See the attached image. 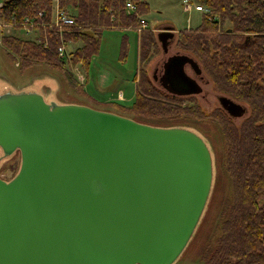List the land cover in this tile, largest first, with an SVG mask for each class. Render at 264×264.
<instances>
[{
  "label": "water",
  "instance_id": "water-1",
  "mask_svg": "<svg viewBox=\"0 0 264 264\" xmlns=\"http://www.w3.org/2000/svg\"><path fill=\"white\" fill-rule=\"evenodd\" d=\"M174 29L157 33L165 51ZM186 63L201 72L191 56L173 55L163 89L203 91ZM218 100L233 118L248 110L226 95ZM0 146L5 156L21 152L14 178L0 177V264H173L213 185L212 152L195 131L47 101L37 91L0 94Z\"/></svg>",
  "mask_w": 264,
  "mask_h": 264
},
{
  "label": "trees",
  "instance_id": "trees-1",
  "mask_svg": "<svg viewBox=\"0 0 264 264\" xmlns=\"http://www.w3.org/2000/svg\"><path fill=\"white\" fill-rule=\"evenodd\" d=\"M128 1L58 0L61 10H74L71 15L75 18V25L61 33L50 27L56 0H3L0 23L12 25L13 31L25 30L26 19L38 24L31 38L3 35L4 46L10 58L20 62V69L46 65L61 70L66 80L80 88L83 85L74 68L88 75L103 30L137 28L150 10L146 0H130L136 6V11H130ZM195 3L205 8L198 11L202 22L180 30L177 46L195 57L220 94L247 106L243 121L238 124L222 107L207 114L195 97H180L156 85L145 70L158 43L157 34L150 28L140 33L141 68L134 78L133 103L127 106L112 100L106 104L134 113L141 117L136 120L150 125L156 124L142 119L170 122L156 126L185 127L186 121L209 118L221 126L224 164L232 180L233 196L222 210L221 234L204 247L201 259L206 264H264V0ZM62 44L67 47L65 57L58 52ZM220 181L218 176L217 184Z\"/></svg>",
  "mask_w": 264,
  "mask_h": 264
},
{
  "label": "rangeland",
  "instance_id": "rangeland-1",
  "mask_svg": "<svg viewBox=\"0 0 264 264\" xmlns=\"http://www.w3.org/2000/svg\"><path fill=\"white\" fill-rule=\"evenodd\" d=\"M146 1L149 2L150 10L145 16H142L147 22L142 31L150 28L157 34L162 28H175L176 37L169 47V54L180 49L176 42L180 30L196 27L202 22L203 15L195 9L197 5L195 0ZM2 2L3 0H0V5ZM58 9L61 10L59 5H57ZM69 9L66 12L71 15L74 10ZM0 25L2 26V23ZM138 27L130 29L107 28L103 30L99 52L91 60L88 75L82 73L80 68H74L78 77L83 74V78H79L83 85L80 88L75 83V86H73L66 80L61 70L46 65H34L25 70L20 69V62L18 60L14 61L8 55L2 37L5 34H15L23 38H31L35 36V27L30 28L29 32L27 30H7L6 27H0V94L7 91H37L43 94L47 101H56L59 104H64L62 102H67V104L89 103L141 120V117L134 113L125 112L106 104L112 101L110 99L118 101L120 91L125 94L120 103L123 102L127 106H130L136 97V81L134 78L140 67V37L138 33L142 32L137 30ZM125 43H127L126 50H124ZM70 46L74 47L75 45L70 44ZM152 51L151 58L145 64V70L147 76L153 80L152 74L155 66L159 65L168 54L163 52L159 40L157 48ZM156 85L158 84L156 83ZM84 91L86 92L84 93ZM219 95L220 93L211 81L209 85L204 86L203 95H198L195 98L201 108L209 114L221 107L218 100ZM243 119L244 117L238 118L236 122L240 124ZM142 120L156 125L170 123L168 120L155 118ZM184 126L195 131L206 140L212 152L214 179L200 222L186 248L173 264H206L201 259L202 251L208 243H214L216 237L221 234L222 210L225 203L233 196L232 180L224 164L225 142L221 126L209 118L189 120L186 121ZM0 157V176L6 180H11L19 172L21 153L14 152L5 156L0 146ZM218 176H221V181L217 184Z\"/></svg>",
  "mask_w": 264,
  "mask_h": 264
},
{
  "label": "built area",
  "instance_id": "built-area-1",
  "mask_svg": "<svg viewBox=\"0 0 264 264\" xmlns=\"http://www.w3.org/2000/svg\"><path fill=\"white\" fill-rule=\"evenodd\" d=\"M56 3L58 5V0H56ZM57 5H56V13H55L54 22L50 24V27L58 28L60 32L62 33L66 28H70L75 25V18L72 15H70L68 12H66L65 10H59V9L57 10ZM126 6L130 11H136V6L134 5L132 1H128L126 3ZM195 9L197 11L205 10V8L202 5H196ZM37 25L38 24L35 23L34 20L32 21L31 19H26L23 24L24 26L23 28L29 32L30 28L36 27ZM42 25L47 26V24H42ZM146 25H147V22L145 20H142L141 25L138 27L137 30L142 31V29L146 27ZM0 27H6L7 30L12 29V25L6 24V23H2V26L0 25ZM58 52L61 57H65L67 55L66 45L62 44L61 46H59ZM82 76L83 74L79 75V78H83Z\"/></svg>",
  "mask_w": 264,
  "mask_h": 264
},
{
  "label": "flooded vegetation",
  "instance_id": "flooded-vegetation-1",
  "mask_svg": "<svg viewBox=\"0 0 264 264\" xmlns=\"http://www.w3.org/2000/svg\"><path fill=\"white\" fill-rule=\"evenodd\" d=\"M175 37H176V35H175ZM170 40H171V39H170ZM172 41H173V40H171V43H172ZM171 43L167 45V46H168V50H167V51H165V50L163 49V52H164L165 54H168V55H166V58H164V59L162 60V62L159 63V65L155 66V68H154V72H153V74H152V77H153L154 82L157 83L160 87H161L162 77L165 76V70H166V69H165V64H166L167 60L169 59V57H171V56H173V55H177V54H185V55L187 54V55H189V56H191L192 58L195 59L194 56H192L191 54L186 53L185 51H183V50H181V49H179V50L176 51V52H173V53L169 54V50H170L169 47H170ZM161 45H162V44H161ZM162 48H163V46H162ZM195 60H196V59H195ZM198 63H199V62H198ZM199 65H200V64H199ZM200 68H201V66H200ZM184 70H185L186 75H187L190 79L195 80V81L197 82V84L203 88V91H202L201 93H192V94H188V95H187V94H185V95H177V94H174V95H177V96H180V97H196V96H198V95H203V92H204V86L210 84V82H211L210 78L204 73V71H203L202 68H201V72H197V70H195V69L192 67V65H191L190 63H186V64H185V66H184ZM184 85H185V84H184ZM188 89H190L189 86H188V85H185V87H184L182 90H188ZM164 90H165V89H164ZM246 113H247V112H246ZM245 115H246V114H244L242 117H237V118H235V119L243 118ZM15 152H19V153H21L20 150H16ZM0 177H1V176H0ZM3 179H4V178H3ZM5 180H6V179H5ZM7 181H8V180H7Z\"/></svg>",
  "mask_w": 264,
  "mask_h": 264
},
{
  "label": "crops",
  "instance_id": "crops-1",
  "mask_svg": "<svg viewBox=\"0 0 264 264\" xmlns=\"http://www.w3.org/2000/svg\"><path fill=\"white\" fill-rule=\"evenodd\" d=\"M163 29V28H162ZM160 31V30H159ZM139 34V37H140V32L138 33ZM124 92L123 91H120L119 93V96H118V100H121V99H124ZM47 100V99H46ZM49 100V99H48ZM104 100H107V99H104ZM109 100V99H108ZM110 100H113V99H110ZM93 102V101H92ZM62 103H67V102H62ZM79 104H84V105H88V106H91V107H94V108H97V109H101V110H106V111H112V110H109V109H103V108H100V107H97L95 105H91L89 103H79ZM112 112H115V111H112ZM117 113V112H115Z\"/></svg>",
  "mask_w": 264,
  "mask_h": 264
}]
</instances>
